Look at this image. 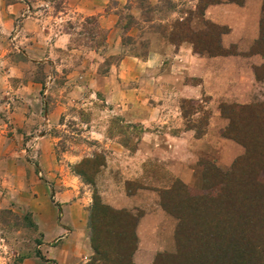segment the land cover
Instances as JSON below:
<instances>
[{
	"label": "rangeland",
	"instance_id": "374dc122",
	"mask_svg": "<svg viewBox=\"0 0 264 264\" xmlns=\"http://www.w3.org/2000/svg\"><path fill=\"white\" fill-rule=\"evenodd\" d=\"M210 1L0 0V264H89L98 260L91 244V211L97 199L100 207L106 204L97 194L96 175L113 150L129 156L148 132L163 136L194 128L196 133H204L215 114L214 136L226 139V146H218L211 160L200 158L188 168L193 171V183L183 184L192 195L205 193L202 180L207 178L201 175L204 167L214 166L219 172H226L244 154L243 146L224 137L229 120L220 108L264 103V57L256 53H264V0L256 9L246 8V0L237 6L242 13L257 12L259 37L249 51L261 61L253 57L250 61L246 52L240 53L248 49L249 40L244 32L251 25L244 21V16L236 24L238 33L227 41L226 49L221 45V37L228 33L227 28L211 23L199 31L190 27L192 16L205 11ZM152 33H158L174 46L194 42V51H201L207 43L211 51L220 48L227 56L232 54L233 71L244 69L249 63L260 64L254 71L257 81L249 84L250 95L248 88L243 91L247 96L243 99L234 84V90L227 92L225 98L233 92L232 96L242 98L243 103L211 104L206 96L196 102H165L155 111L152 125L129 122L130 109L138 118L146 115L147 107L152 105L148 95L155 102L163 100L155 86H150L151 78L145 74L149 69L143 65ZM123 60L130 63L117 73V79L127 83L111 86L114 80L108 81L109 73ZM155 66L158 62L150 64V72ZM140 83L143 86L137 88ZM175 108L181 116L177 113L172 118H183L181 129L165 123L161 117ZM155 147L169 149V153L157 156L153 152L149 161L156 165L152 168H157L161 176L173 173L170 161L179 162L183 151L172 150L165 144ZM146 154L147 151L141 156ZM173 168L179 169L177 165ZM130 170L138 173L139 161ZM126 173L124 169L119 175ZM153 182L145 181L146 188L160 186V195L177 187L174 195L180 200V194L185 192L176 181ZM127 185V193L138 186L133 182ZM172 198H167V202ZM173 202L168 203L171 210L183 212L182 208L176 210L178 204ZM256 208L264 211L262 197L248 210ZM141 213L135 210L130 215L134 219ZM171 217L176 228L179 220ZM259 242L256 241L258 246ZM174 245L171 252L157 255L173 256L176 242ZM136 257L145 264V249H140Z\"/></svg>",
	"mask_w": 264,
	"mask_h": 264
},
{
	"label": "crops",
	"instance_id": "0c3cea01",
	"mask_svg": "<svg viewBox=\"0 0 264 264\" xmlns=\"http://www.w3.org/2000/svg\"><path fill=\"white\" fill-rule=\"evenodd\" d=\"M260 1L246 0L245 7L250 8L254 6V9H256L257 6H260ZM237 6L227 0H220V3L208 5L203 15L196 14L192 16L190 27L194 31H199L204 29L206 23H211L227 28L229 30L228 33L221 37V45L223 49H226L229 45L227 41L234 38L233 35H237L238 33L236 24L240 23L241 16H244V21L251 24L247 27V31L244 32L246 39L249 40L247 41L248 49L239 51H241L240 53L246 52V58L248 57V59L253 57L252 59L261 61L260 57L254 58L255 55L250 54L249 51L259 37L257 12L254 10V13H252V10H248V12L242 13L243 10ZM148 43L147 60L144 61L143 65L149 70L145 71V74L147 73V76L151 78L152 84L148 82L150 86H155L156 92L162 94L161 99L163 100L155 102L153 97L148 95L146 98L152 101V105L147 107L146 115L138 118L133 113V109H130L127 117L129 122L134 123L139 121L152 125L153 121H155L153 117L155 116V111L158 110L159 105H165V102H170L171 104H179L181 101L196 102L202 96H206L209 98L211 104L218 102L238 103L237 101L243 103L244 100L242 98L245 99L247 97L243 91H247L251 86H249L251 82L257 81L254 70L260 64L253 66L249 63L244 69L238 68L233 71L234 67L231 64L232 54L229 56H209L205 52L197 54L194 51L193 44L184 41L177 46L170 45L158 33H152ZM252 59L249 60L253 61ZM154 62H158V66H155L152 72H150V64ZM129 63L127 60H123L118 67L110 71L109 78L107 79L108 81L114 80L111 86L114 84L116 87L126 85L127 82L117 79V73L120 72L124 65ZM143 65L141 67H144ZM191 80H195V83H192ZM140 84L136 87L141 88L143 85ZM234 84L241 90L242 98L235 99V96H232L233 92L230 93V98H225V95L228 94L227 92L234 90ZM135 91L138 92L139 89H135ZM135 91L132 93H136ZM106 110L108 111V109ZM177 113L181 116V112H177L175 108L171 109L168 114L161 115V117L162 119L165 118V123H169L172 127L176 125L177 129H181L184 126L183 118H172L173 114L176 115ZM215 119V114L210 117L209 124L207 125L208 130L201 136H197L194 129L176 131L171 134H164L163 136L148 132L145 138H142L139 142L141 146L138 145L135 152L129 156L124 157L113 150L109 154L110 157H107L105 167L96 175L95 185L97 194L103 203L128 212L135 210L143 212L138 219L136 227L137 247L132 257L133 264H142V261L140 262L137 259L138 257H136L140 249H145L147 255L146 260L143 262L145 264H152L158 253L171 252L175 246L173 218L160 205L161 191L159 190L162 188L160 186L154 188L149 186L146 188L145 181L161 182L163 184L180 181L187 186L190 185L193 180V171L188 168L200 158L211 160L214 157V153L218 150V146H226V139L221 137V135L220 137L214 136L212 129H214L213 124ZM178 122L179 125H177ZM170 129L168 130L170 131ZM163 144L172 150L179 148L183 151L181 153L183 158L180 157L177 160L179 162L170 161L173 173L169 171V174L166 175L165 172V176L157 174V168H152L156 164H152L149 161L153 157V152L157 156L169 153V149L166 148H153V146H163ZM0 146L2 145L0 144ZM143 148L145 149L143 150ZM146 151V156H141ZM161 159L155 160L161 162ZM137 161H139V172H132L130 169L135 166ZM175 165L179 169L175 170L173 168ZM124 169L127 173L125 176L120 177L119 172H122ZM129 182L142 184L143 187H139L135 193L129 194L126 192V184Z\"/></svg>",
	"mask_w": 264,
	"mask_h": 264
},
{
	"label": "trees",
	"instance_id": "16d2710c",
	"mask_svg": "<svg viewBox=\"0 0 264 264\" xmlns=\"http://www.w3.org/2000/svg\"><path fill=\"white\" fill-rule=\"evenodd\" d=\"M227 1L241 5L244 0ZM217 2L211 0L207 5ZM262 24L261 20V27ZM261 39L262 34L259 43ZM204 46L201 51L196 48L195 51L209 56L228 55L220 48L209 50L208 43ZM256 53L264 57L261 51ZM220 109L229 120L224 137L243 146L245 152L226 172H219L213 165V168L210 165L208 169L203 168L201 175L207 178L205 182L202 180L205 193L192 195L187 186L176 181L185 191L182 196L180 194V200L174 195L178 192L177 187L166 189L160 195L162 209L178 219L179 224L174 234L176 253L173 256L157 255L153 264H264L263 255L260 257L264 251V211L258 208L248 210L250 205L255 207L261 197L264 200V103L227 105ZM196 134L201 136L203 132ZM136 185L137 189L143 187L142 184ZM169 197L173 198L167 202ZM172 202H177L176 210L182 208L183 212L171 210L169 204ZM99 203L100 200H95L91 211V244L98 260L93 259L89 264L97 261L102 264H132L140 216L133 219L130 212L106 205L100 207ZM258 240L259 246L256 244ZM255 258L263 261H255Z\"/></svg>",
	"mask_w": 264,
	"mask_h": 264
}]
</instances>
